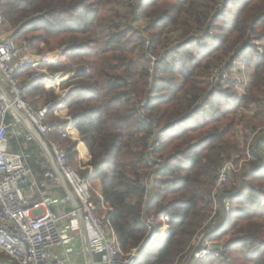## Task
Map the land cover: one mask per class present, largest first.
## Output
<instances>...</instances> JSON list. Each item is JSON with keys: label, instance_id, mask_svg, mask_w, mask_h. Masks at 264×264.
<instances>
[{"label": "trees", "instance_id": "1", "mask_svg": "<svg viewBox=\"0 0 264 264\" xmlns=\"http://www.w3.org/2000/svg\"><path fill=\"white\" fill-rule=\"evenodd\" d=\"M129 1L0 0L18 39L64 50L40 65L52 82L31 81L25 99L56 101L48 117L70 124L69 138H60L68 166L91 189L94 182L97 211L134 264H175L195 236L225 246L200 264H264V135L250 168L217 194L207 223L220 168L245 156L237 129L264 127V0ZM244 59L251 74L242 92L232 69ZM220 65L228 78L212 85ZM27 149L43 176L50 167L40 149ZM151 175L154 198L145 203L142 182ZM147 216L157 222L152 231Z\"/></svg>", "mask_w": 264, "mask_h": 264}, {"label": "built area", "instance_id": "2", "mask_svg": "<svg viewBox=\"0 0 264 264\" xmlns=\"http://www.w3.org/2000/svg\"><path fill=\"white\" fill-rule=\"evenodd\" d=\"M128 3L132 4L133 0ZM137 13L140 14V11ZM5 27L0 11V264H70L67 258L58 257L57 253L61 249L65 255L70 254L77 237L82 236L91 253L99 259V264H134L135 255L125 257L121 254L105 218L99 215L89 183L71 170L65 151L53 138L58 136L68 139L70 128V124L61 119L47 121L49 110L56 105V101L36 108L25 99L29 83L43 74L35 72L23 83L17 78L20 71L48 63L62 55L64 50L40 55L22 53L16 43V30L7 33ZM200 45L203 46L204 43L201 41ZM259 52L262 54L261 49ZM147 54L154 64L157 57L151 51ZM234 65L233 74L237 71L238 63ZM226 68L220 65L214 69L208 82L213 85L227 79ZM247 82V77L243 75L238 78L236 86L243 92ZM144 105L145 102L142 106ZM31 126L47 143L54 163L33 135ZM14 134L17 135L16 138ZM11 135L17 142L16 147H12ZM263 135L264 127L251 129L244 134L240 140L245 156L235 154L220 168L213 191L215 213L207 223L215 218L218 209L217 194L226 186L232 173L250 168L257 137ZM32 143L40 149L39 156L50 167L43 176L35 175L29 165L32 155L27 148ZM153 143L154 140H151L152 145ZM153 149L150 146V150ZM161 163V160H157L156 168ZM153 179L154 176L151 175L142 182V199L145 203L154 198ZM261 206L264 209V199ZM226 208L230 209L229 202L226 203ZM144 224L150 231L157 226L151 216L145 218ZM199 238L200 236H195L191 242L195 248L190 259L186 262L184 258L179 262L180 257L175 264H200V261L211 254L219 255V252L213 253L210 250L214 243L204 240L200 245Z\"/></svg>", "mask_w": 264, "mask_h": 264}, {"label": "rangeland", "instance_id": "3", "mask_svg": "<svg viewBox=\"0 0 264 264\" xmlns=\"http://www.w3.org/2000/svg\"><path fill=\"white\" fill-rule=\"evenodd\" d=\"M110 12V10H104L103 12H102V15H106V14H108ZM15 29H13L11 26H9V25H7L6 27H5V32H7V33H12L13 31H14ZM15 33H16V31H15ZM14 34V33H13ZM17 34V33H16ZM15 35V34H14ZM16 43H17V45H18V47H19V49L21 50V52L22 53H25V54H33V53H35V54H42V53H48V52H46V51H43V50H40V49H38V48H36V47H34V46H32L31 44H29V43H26V42H24V41H22V40H20V39H18V35H16ZM246 62H247V60L246 59H244V60H241V61H239V63H238V66L236 67V70H237V72L238 71H240L241 72V75L243 76V75H245L246 77H249V74H251V72H250V70H249V67L247 68L244 64H246ZM35 70H34V73L35 72H40L41 74H43V76L46 74V70L45 69H43V68H40V66H38V67H36V68H34ZM33 76V75H32ZM32 76H29L28 78H26V79H29L30 77H32ZM40 77V78H45V80H46V83H48V84H50V82H52V80H50L49 78H47V77ZM25 78H21V82L23 83L26 79ZM40 78H36V79H40ZM23 79V80H22ZM39 102V107H40V105L41 106H43L44 105V98H40L39 100H38ZM33 105V104H32ZM34 106V105H33ZM34 107H36V106H34ZM36 108H38V107H36ZM253 111H248L246 114L247 115H249V116H251L252 117V115H253V113H252ZM56 118H58V119H61V117H59V115H57L56 113H54V115L51 117H48V122H49V120L51 121V120H54V119H56ZM61 120H63V119H61ZM251 129H249L248 127H243L242 125L237 129V137H238V139H239V141H240V143H241V137L244 135V134H246V133H248L249 131H250ZM54 138V140L59 144V146L61 147V140H60V138H58V137H53ZM63 148V147H62ZM64 149V148H63ZM77 172V171H76ZM78 173V172H77ZM79 174V173H78ZM91 183V187H92V189H91V193H93V191H95V184H94V182L93 181H91L90 182ZM90 185V184H89ZM94 194V193H93ZM191 252H192V250H189L183 257H181L180 258V260H179V262H181L184 258H186V262L190 259V254H191ZM177 262V261H176Z\"/></svg>", "mask_w": 264, "mask_h": 264}, {"label": "crops", "instance_id": "4", "mask_svg": "<svg viewBox=\"0 0 264 264\" xmlns=\"http://www.w3.org/2000/svg\"><path fill=\"white\" fill-rule=\"evenodd\" d=\"M14 136L16 138L17 135L14 134ZM16 143V140L12 136V147H16ZM72 248L73 251L68 255H65L64 251L60 249L57 253V256L61 258H67L70 264H99V259L95 255H93L91 251H88L83 236L77 237V240L74 242Z\"/></svg>", "mask_w": 264, "mask_h": 264}, {"label": "water", "instance_id": "5", "mask_svg": "<svg viewBox=\"0 0 264 264\" xmlns=\"http://www.w3.org/2000/svg\"><path fill=\"white\" fill-rule=\"evenodd\" d=\"M19 116L22 117V115H21L20 113H19ZM22 118H23V117H22ZM23 120H24L25 122H27L26 119L23 118ZM31 131H32L33 135L35 136V138L38 140V142H39V143L41 144V146L43 147V149H44V151L46 152V154L49 156V158H50V159L52 160V162L54 163V160H53V154H52L51 150L49 149L47 143L43 140V138L40 136V134L37 132V130H36L33 126H31ZM27 183H28V181H27ZM85 245H86L88 251H90L89 246H88L86 240H85ZM224 248H225L224 245H216V244H215V245L210 246V250H211V252H213V253H215V252H219V251H222V250H224Z\"/></svg>", "mask_w": 264, "mask_h": 264}]
</instances>
